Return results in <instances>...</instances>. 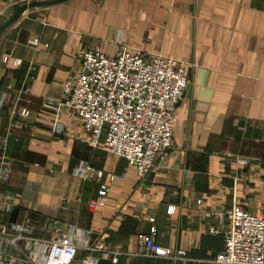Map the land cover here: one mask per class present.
Instances as JSON below:
<instances>
[{"label": "crops", "instance_id": "crops-1", "mask_svg": "<svg viewBox=\"0 0 264 264\" xmlns=\"http://www.w3.org/2000/svg\"><path fill=\"white\" fill-rule=\"evenodd\" d=\"M24 3L0 0V24ZM121 43L190 64L172 147L149 184L125 158L92 147L67 108L57 110L78 52L112 56ZM4 93L0 170L4 155L11 174L0 181V199L16 198L11 210H0L3 223H28L44 238L55 221L93 230L119 251L116 260L103 259L111 264H217L224 238L210 231L221 226L216 210L232 208L239 197L249 211H264V0H64L28 7L0 34ZM82 163L102 177L78 175ZM111 175L107 204L90 206ZM152 226L157 243L177 256L149 254L138 235Z\"/></svg>", "mask_w": 264, "mask_h": 264}, {"label": "built area", "instance_id": "built-area-1", "mask_svg": "<svg viewBox=\"0 0 264 264\" xmlns=\"http://www.w3.org/2000/svg\"><path fill=\"white\" fill-rule=\"evenodd\" d=\"M77 63L76 72L63 84L57 110L67 108L88 132L92 147L125 158L145 179L172 147L175 106L189 88L190 64L163 54L147 56L122 43L112 56L83 48ZM6 99L4 93L0 107ZM1 163L0 181H7L11 166L4 155ZM76 173L83 178L96 173L102 177L101 171L95 172L87 163L80 164ZM113 181L111 175L101 182L90 206L107 204ZM15 198V194L6 193L0 199V210H11V199ZM216 216L221 226H211L210 231L224 238V248L215 258L217 264H264V211L251 212L236 197L232 208H219ZM49 230V238L38 237L28 223L0 221V264H100L108 256L118 257L119 251L111 249L93 230L59 221ZM156 233L152 226L149 233L138 235L149 254L177 256L172 248L157 243ZM81 251L85 253L80 255Z\"/></svg>", "mask_w": 264, "mask_h": 264}, {"label": "water", "instance_id": "water-1", "mask_svg": "<svg viewBox=\"0 0 264 264\" xmlns=\"http://www.w3.org/2000/svg\"><path fill=\"white\" fill-rule=\"evenodd\" d=\"M64 0H33L28 3H24L21 5L14 14H12L4 23L0 24V34L11 24L13 23L20 15L21 13L28 7L33 6H43V5H50L53 3L61 2ZM153 177V172L148 173L146 177V182L148 184L150 183L151 178Z\"/></svg>", "mask_w": 264, "mask_h": 264}, {"label": "trees", "instance_id": "trees-1", "mask_svg": "<svg viewBox=\"0 0 264 264\" xmlns=\"http://www.w3.org/2000/svg\"><path fill=\"white\" fill-rule=\"evenodd\" d=\"M100 264H111L110 260H102Z\"/></svg>", "mask_w": 264, "mask_h": 264}, {"label": "rangeland", "instance_id": "rangeland-1", "mask_svg": "<svg viewBox=\"0 0 264 264\" xmlns=\"http://www.w3.org/2000/svg\"><path fill=\"white\" fill-rule=\"evenodd\" d=\"M6 158V157H5Z\"/></svg>", "mask_w": 264, "mask_h": 264}]
</instances>
